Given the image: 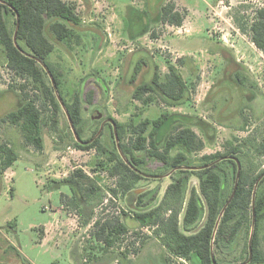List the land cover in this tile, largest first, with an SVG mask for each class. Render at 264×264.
<instances>
[{
	"label": "rangeland",
	"instance_id": "374dc122",
	"mask_svg": "<svg viewBox=\"0 0 264 264\" xmlns=\"http://www.w3.org/2000/svg\"><path fill=\"white\" fill-rule=\"evenodd\" d=\"M66 1L74 4L81 22L70 38L59 42L50 38L54 49L47 61L60 81V91L54 94L67 102L81 100V141L98 138L113 150L117 147L113 120L136 125L168 112L190 116L183 121L192 122L204 140L192 160L224 150V142L233 136H254L264 144V53L247 30L264 0ZM167 2L182 15L181 25L158 19L159 5ZM169 64L176 66L187 85L185 103L168 106L157 95L148 104L132 98L135 86L150 82L156 68L163 79ZM137 67L140 71L132 82ZM51 79L47 75V83L52 84ZM19 83L6 69L0 47V118L19 104L15 87ZM41 102L36 98L40 107ZM42 115L41 149L26 144L18 127L0 121V142H9L18 155L7 172L0 173V264H196L194 259L168 257L153 229L133 215L160 200L173 180L172 174L165 176L169 171L161 163L146 151L136 152L145 159L144 177L135 184L134 196L120 191L115 196L110 188L116 186V178L108 175L111 163L95 148L74 147L65 106L56 111L55 125L49 102ZM244 117L247 125L240 130ZM166 132L163 126L159 136ZM251 157L264 168V155ZM76 169H82L99 190L73 205L68 201L72 191L58 182ZM197 183L191 175L188 185ZM142 193L143 203L138 205ZM97 219H118L128 231L105 247L94 237ZM259 236L264 243V220Z\"/></svg>",
	"mask_w": 264,
	"mask_h": 264
},
{
	"label": "trees",
	"instance_id": "16d2710c",
	"mask_svg": "<svg viewBox=\"0 0 264 264\" xmlns=\"http://www.w3.org/2000/svg\"><path fill=\"white\" fill-rule=\"evenodd\" d=\"M157 12L162 23L176 26L182 23V15L175 9L173 2L160 4ZM17 17L18 46L13 41ZM80 22L74 4L66 0H0V47L5 56V67L15 79L21 80L15 86L19 90V104L2 116L0 121L18 127L25 143L37 149H41L43 144L42 109L48 102L51 104L55 125V114L61 106L54 94V90L60 91V81L55 69L47 61L54 49L50 38L58 42L70 38L75 35L74 28ZM245 29L244 27L243 30ZM247 30L251 41L264 53V8L255 11ZM38 60L45 64L54 85L47 83L48 72ZM139 71L137 67L132 82ZM187 89L176 66L169 64L163 79L156 68L150 82L135 86L132 98L148 104L157 95L166 105L176 106L188 99L185 95L188 94ZM40 97L41 107L36 104V98ZM61 101L81 140L78 127L81 120L80 98L75 97L71 102L62 98ZM185 117L177 113L162 112L156 118H145L136 125L113 120L120 151L131 166L123 160L117 147L109 150L100 144L98 138L80 143L73 136L72 140L77 149L95 148L106 155L111 163L108 175L116 178V186L110 188L115 196L119 191L128 197L130 194L134 196L135 184L144 177L145 159L137 156L136 152L146 151L147 156L161 163L165 171L175 169L171 175L173 180L164 189L160 200L142 210L134 211L133 214L142 225L153 229V233L166 248L168 257L182 261L194 259L196 264L245 262L248 259L254 209L252 258L247 264H264V243L259 236L260 225L264 220V168H258L251 157L264 155V144L258 143L254 136L243 139L233 136L224 142V150L192 160L191 154L203 149L204 140L192 129V122L183 121L191 117ZM247 121L244 117V123L238 129L244 130ZM163 126L167 127V132L159 136ZM129 131L132 133L130 137ZM175 149L177 152L172 154ZM17 157L9 142H0V173L6 172ZM236 160L240 165L237 188L216 225L234 187L238 168ZM205 165L208 166L201 169L177 168ZM191 175L197 177V185H188ZM257 181L253 206L252 194ZM58 183L70 188L73 199L68 201L73 205L89 199L99 190L82 169L73 170ZM144 195L142 193L137 197L138 205H142ZM94 227L95 239L104 243L105 247L113 246L120 235L128 231L127 225L118 219H97ZM23 263L30 264L26 261Z\"/></svg>",
	"mask_w": 264,
	"mask_h": 264
},
{
	"label": "water",
	"instance_id": "95a60500",
	"mask_svg": "<svg viewBox=\"0 0 264 264\" xmlns=\"http://www.w3.org/2000/svg\"><path fill=\"white\" fill-rule=\"evenodd\" d=\"M17 28H18V17H17V25H16V30L14 31V35H13V41H14V44L16 46H18L17 44V41H16V31H17ZM38 62L43 66V68L48 72V75L51 77V74L49 73L48 69L46 68L45 64L42 63L40 60H38ZM52 80V83H53V79ZM54 85V83H53ZM57 92V91H56ZM58 100H60V104L64 107V104L62 103L61 99L57 96ZM65 112H66V109H65ZM67 113V112H66ZM68 117V120H69V123H70V126L72 128V131L73 133L75 134L77 140L81 143L82 141L79 139V137L77 136V133L75 132V127L72 123V121L70 120L69 116L67 115ZM112 126H113V132H114V137H115V140H116V143H117V148L119 150V153L121 155V157L123 158V160L129 165L131 166V164L129 163V161L126 159V157L123 155V153L120 151V146L118 144V137H117V132H116V129H115V123L114 121H112ZM237 164H238V168H237V172H236V176H235V182H234V187H233V190L231 192V195L229 196L227 202L225 203V205L223 206L221 212H220V215L218 217V220L216 222V225L218 224V221L220 219V216L222 215V212L223 210L226 208V206L229 204V202L231 201V199L233 198L234 194H235V191H236V188H237V182H238V178H239V172H240V165L238 163V161L236 160ZM208 165H205V166H201V167H189V166H179L177 168H184V169H201V168H205L207 167ZM175 170V169H174ZM174 170H171L169 171L168 173L165 174V176H170ZM258 181L256 182L255 184V187H254V190H253V194H252V205L254 206V198H255V188H256V185H257ZM253 216H252V228H251V232H250V237H249V243H248V259L241 263V264H247L248 262H250L251 258H252V247H251V242H252V233H253V227H254V223H255V218H254V209H253Z\"/></svg>",
	"mask_w": 264,
	"mask_h": 264
},
{
	"label": "crops",
	"instance_id": "0c3cea01",
	"mask_svg": "<svg viewBox=\"0 0 264 264\" xmlns=\"http://www.w3.org/2000/svg\"><path fill=\"white\" fill-rule=\"evenodd\" d=\"M6 172H7V171H6ZM6 172H5V173H6ZM5 173H4V174H5ZM45 231H46V233H45V234H47V233H48V230H44V232H45ZM44 238H45V237H44Z\"/></svg>",
	"mask_w": 264,
	"mask_h": 264
},
{
	"label": "flooded vegetation",
	"instance_id": "af4514ba",
	"mask_svg": "<svg viewBox=\"0 0 264 264\" xmlns=\"http://www.w3.org/2000/svg\"><path fill=\"white\" fill-rule=\"evenodd\" d=\"M102 123H104V121Z\"/></svg>",
	"mask_w": 264,
	"mask_h": 264
}]
</instances>
